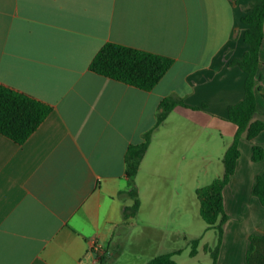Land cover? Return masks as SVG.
<instances>
[{"label": "crops", "instance_id": "crops-1", "mask_svg": "<svg viewBox=\"0 0 264 264\" xmlns=\"http://www.w3.org/2000/svg\"><path fill=\"white\" fill-rule=\"evenodd\" d=\"M250 1L0 0V84L52 108L23 145L0 134V264H102L134 226L149 241L187 237L194 174L223 161L237 132L228 109L244 99L246 74L230 61L247 51L241 18ZM108 43L174 65L145 92L90 70ZM257 77L255 120H264V41ZM167 99L185 106L159 124ZM193 123L203 133L195 141ZM149 133L134 180L141 207L126 220L134 203L121 195L130 190L126 155ZM194 142L204 152L194 156ZM254 145L264 146V131L240 141L224 190L236 220L228 215L217 264H246L250 236L264 233V207L252 193L264 161H253Z\"/></svg>", "mask_w": 264, "mask_h": 264}, {"label": "trees", "instance_id": "trees-1", "mask_svg": "<svg viewBox=\"0 0 264 264\" xmlns=\"http://www.w3.org/2000/svg\"><path fill=\"white\" fill-rule=\"evenodd\" d=\"M238 1V0H237ZM245 29L242 40L247 51L242 58L230 61L232 66L239 67L245 74L244 99L228 109V121L234 124L237 132L232 145L223 158L224 175L215 179L208 186L197 189L200 201V215L207 223L208 229H214L218 235L217 246L211 252L213 264H217L224 238V227L229 220L225 208L224 190L236 172L240 158V141L246 133L252 141L264 131V120H255L258 112L256 94L259 79L260 51L264 41V0H251L249 8L241 18ZM174 65L172 58L116 44H106L90 65V70L102 77L151 92ZM178 106H185L182 101L164 100L159 124H162L170 113ZM193 109H198L194 108ZM52 108L24 93L17 92L0 84V134L18 145H23L38 130L51 114ZM152 134L146 135L145 142L129 147L126 155V177L129 180L128 195L134 200L130 207L124 209L126 220L135 218L140 210L141 202L136 196L134 180L139 173L142 160L149 149ZM253 161H264V146L254 145ZM253 196L264 207V171L255 177ZM264 228V223L262 225ZM199 240L193 241L191 256L198 254ZM181 251L166 253L152 259L148 264H177L174 256ZM246 264H264V233L252 234L248 242Z\"/></svg>", "mask_w": 264, "mask_h": 264}, {"label": "rangeland", "instance_id": "rangeland-1", "mask_svg": "<svg viewBox=\"0 0 264 264\" xmlns=\"http://www.w3.org/2000/svg\"><path fill=\"white\" fill-rule=\"evenodd\" d=\"M175 124H180L181 119L176 117ZM192 133L195 139L203 134L201 133V127L192 124ZM190 129V126L187 128ZM214 134L219 135L217 132ZM219 145V143H218ZM194 156L200 152H204V149H199L200 143L194 142ZM219 150L215 149L214 154H218ZM224 158V157H223ZM199 170L198 168L194 171ZM225 172L223 161H214L210 166V173L208 175H195L194 182L199 188L208 186L215 179L223 177ZM199 199L197 194L193 199L192 214L187 217L186 225L190 226L187 237L171 238L169 236L165 238H159L147 240L142 236V226H134L129 228L125 234L118 241L116 250V256L113 259L106 258L102 264H143L144 261L155 255H160L168 251H181L179 255L175 256V260L178 264H213V257L211 252L205 250L206 245H209L212 249L217 246L218 235L216 230L208 229L207 223L203 220L199 213ZM230 216L232 222L236 220V216L233 213V209L228 207L226 210ZM188 214V213H187ZM173 226H179V222L176 219L175 214H171L169 217ZM207 229V230H206ZM204 234V236H203ZM151 239V237H150ZM155 239V240H154ZM199 240L198 254L195 257L191 256L193 249V241Z\"/></svg>", "mask_w": 264, "mask_h": 264}, {"label": "built area", "instance_id": "built-area-1", "mask_svg": "<svg viewBox=\"0 0 264 264\" xmlns=\"http://www.w3.org/2000/svg\"><path fill=\"white\" fill-rule=\"evenodd\" d=\"M95 249H96V250H100V247L97 246V245H96V246H93V250H95Z\"/></svg>", "mask_w": 264, "mask_h": 264}]
</instances>
